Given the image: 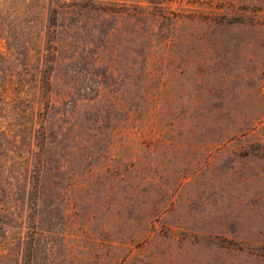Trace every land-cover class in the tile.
Segmentation results:
<instances>
[{"label": "rangeland", "instance_id": "374dc122", "mask_svg": "<svg viewBox=\"0 0 264 264\" xmlns=\"http://www.w3.org/2000/svg\"><path fill=\"white\" fill-rule=\"evenodd\" d=\"M0 264H264V0H0Z\"/></svg>", "mask_w": 264, "mask_h": 264}]
</instances>
